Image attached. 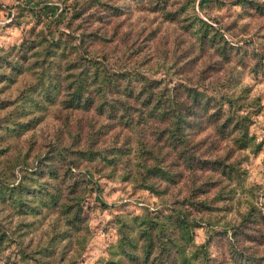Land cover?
<instances>
[{
    "label": "rangeland",
    "instance_id": "374dc122",
    "mask_svg": "<svg viewBox=\"0 0 264 264\" xmlns=\"http://www.w3.org/2000/svg\"><path fill=\"white\" fill-rule=\"evenodd\" d=\"M60 1L0 0V50H10L39 30L49 31L52 38L72 31L75 38H80V53L94 56L111 70L136 72L147 79L161 80L168 87H202L216 98L239 96L245 104L241 111L251 112L247 132L255 143H260L256 152L234 149L228 137L215 136L210 127L193 136L194 140L206 138L212 142L208 150L203 149V155L208 151L212 156L228 152L245 172L230 206L211 212L190 210L210 223L194 228L195 244L203 243L225 222H234L237 213L249 203L264 202V11L258 14L234 0H166L165 10L175 15V20H168L160 10L150 9L151 3L146 6L144 0H103L117 6L119 13L102 14L94 8L86 19L73 18L67 23L56 17ZM64 1L67 4L72 0ZM75 2L86 4L87 0ZM193 15L209 24L231 47L226 61L210 48L197 47L185 20ZM3 76L0 75V224L9 241L0 249V264H35L32 259L20 258V250L39 258L42 264H105L112 259L109 250L117 238L118 218L176 206L196 195L191 190L206 178L205 174L183 172L173 185L155 181L156 193L144 189L143 166L151 164L152 156L160 158L156 145L152 156L140 153L142 145L149 150L151 142L156 144L153 122L125 128L121 120H109L94 108L71 114L55 104L36 108L24 97L18 98L23 87L33 81L30 75L25 72L10 78ZM123 144L129 147V153H115L111 163L99 157L86 161L78 155L102 152L111 158L105 152H122ZM59 148L67 160H73L69 172L64 171L66 165L58 155ZM171 157L169 152L159 160L167 163ZM17 182L39 189L43 200L51 193L59 199L68 184H75L76 192L84 189L75 228L67 223L70 211L64 215L59 203L44 206L41 197L23 195L16 189L8 192L7 185ZM216 192L213 187L195 199L208 201L216 198ZM19 199L24 202L21 207L17 205ZM221 252L210 245L213 260L209 264H222ZM250 253L264 255V243L251 245Z\"/></svg>",
    "mask_w": 264,
    "mask_h": 264
},
{
    "label": "trees",
    "instance_id": "16d2710c",
    "mask_svg": "<svg viewBox=\"0 0 264 264\" xmlns=\"http://www.w3.org/2000/svg\"><path fill=\"white\" fill-rule=\"evenodd\" d=\"M75 1H69L67 4L64 0L60 1L61 8L56 16L58 21L71 23L73 18L84 20L92 14L90 9L94 8L100 9L102 14L119 13L117 6L103 0H87L86 4ZM144 1L146 6L148 2L151 3L150 9L163 12L165 19L175 20L174 12L165 10L166 0ZM234 3L258 14L264 11V3H260V0H234ZM79 5L82 8H79ZM185 20L197 47L210 48L226 61L231 47L226 46L220 34L195 15ZM66 27L69 28L70 25ZM60 33L63 37L52 38L49 31L39 30L22 38L17 46L10 50H0V75L10 78L12 74L26 72L33 78L32 82L23 87V94L18 98L24 97L23 99L29 100L36 108L55 104L58 109L69 114L73 111L87 112L94 108L97 114H104L109 120H121L125 128L142 126L140 124L145 122L148 125L151 121L155 125L152 134L156 144L151 142L149 150L144 149L142 145L140 153L146 152L150 157L156 145L155 149L160 158L152 156L151 164L143 166L141 178L145 183L142 187L156 193L158 190L155 181L173 185L185 172L206 175V178L191 190H195L196 195L213 187L217 189L216 198L208 201L206 198L195 199L196 195H192L182 202H177L176 206L172 205L154 213L145 211L122 215V218L116 220L117 238L109 250L112 259L105 264H209V261L213 260V257L209 256L210 245H214L215 249H222V264H264V255L254 256L250 253L251 245L264 243V202L258 205L249 203L242 212L237 213L234 222H225L220 230L208 234L203 243L195 244L193 239L194 228L200 227L202 223H210L192 215L190 210L198 213L211 212L219 207L230 206L245 174L244 169L230 158L228 152L212 156L208 151L203 155V149L208 150L212 142H208L206 138L194 140L193 136L198 130L210 127L215 136L228 137L231 146L236 150L249 148L256 152L260 147V143H255L254 137L248 135L251 112L241 111L245 104L239 101V96L216 98L208 95L202 87L181 84L168 87L162 85L161 80L147 79L136 72L111 70L94 56L88 57L80 53L78 35V38H75L72 31ZM66 36L71 38L67 39ZM77 40V43L74 42ZM122 141L125 142L126 139L122 138ZM122 147V152L104 151L111 158H106L102 152H80L78 155L86 161L99 157L111 163L115 153H129L126 144ZM169 152H172V157L167 163L159 160ZM63 154L64 150L59 148L58 155L66 165L64 171L69 172L73 160H67ZM178 166L180 170L173 169ZM19 184L17 182L7 185L10 187L7 191L16 189L23 195L41 197L42 192L39 189ZM74 186L75 184L65 186L66 192L64 191L59 199L54 193L48 194L47 200L40 198L44 206L59 203L64 215L70 211L67 223L73 228L81 215L79 200L84 192L81 188L76 192ZM22 203L24 202L20 199L17 200L19 207ZM215 203L221 204L216 206ZM8 241L0 224V249L7 245ZM19 253L20 258H29L35 264H42L39 258L31 254L22 250Z\"/></svg>",
    "mask_w": 264,
    "mask_h": 264
}]
</instances>
